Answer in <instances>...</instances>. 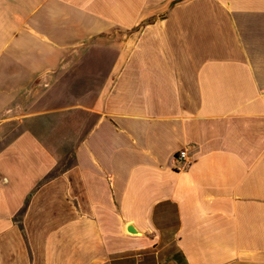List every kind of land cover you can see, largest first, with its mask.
<instances>
[{"label":"crops","instance_id":"0c3cea01","mask_svg":"<svg viewBox=\"0 0 264 264\" xmlns=\"http://www.w3.org/2000/svg\"><path fill=\"white\" fill-rule=\"evenodd\" d=\"M0 264H264V0H0Z\"/></svg>","mask_w":264,"mask_h":264},{"label":"built area","instance_id":"2783aa9c","mask_svg":"<svg viewBox=\"0 0 264 264\" xmlns=\"http://www.w3.org/2000/svg\"><path fill=\"white\" fill-rule=\"evenodd\" d=\"M174 161L181 163L182 167H186L190 163V160L187 159L185 150L179 151L175 156Z\"/></svg>","mask_w":264,"mask_h":264}]
</instances>
